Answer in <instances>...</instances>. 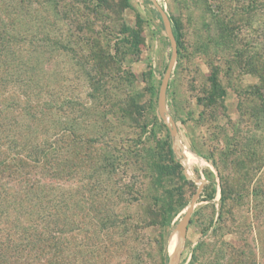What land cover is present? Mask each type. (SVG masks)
<instances>
[{
	"label": "rangeland",
	"instance_id": "obj_1",
	"mask_svg": "<svg viewBox=\"0 0 264 264\" xmlns=\"http://www.w3.org/2000/svg\"><path fill=\"white\" fill-rule=\"evenodd\" d=\"M155 1L0 0V264H264V0Z\"/></svg>",
	"mask_w": 264,
	"mask_h": 264
},
{
	"label": "trees",
	"instance_id": "obj_2",
	"mask_svg": "<svg viewBox=\"0 0 264 264\" xmlns=\"http://www.w3.org/2000/svg\"><path fill=\"white\" fill-rule=\"evenodd\" d=\"M125 3L128 5V0H125ZM175 38L180 44L181 42V32L178 29L177 23L173 24ZM215 88L220 89V84L218 81L217 75H213L211 79ZM221 93H224L222 90ZM174 140L175 137L171 134L170 129L168 128V135L167 138L163 141L162 145L160 146L161 151L159 152V161L157 162V169L161 177H173L181 172H183V165L180 161V158L176 156L175 149H174ZM185 177V175L182 174ZM213 198V196H212ZM188 204L187 201H182L179 208L177 209V214ZM177 222L172 225L170 230L167 233V237L163 246V264H169L170 262V246H169V237L172 230L175 228ZM51 249H53V244L50 242L49 245ZM43 251V250H42ZM170 252V254H169ZM41 260V259H40ZM44 260V259H42ZM32 264V263H29ZM38 264H59L54 261V259L38 261Z\"/></svg>",
	"mask_w": 264,
	"mask_h": 264
},
{
	"label": "water",
	"instance_id": "obj_3",
	"mask_svg": "<svg viewBox=\"0 0 264 264\" xmlns=\"http://www.w3.org/2000/svg\"><path fill=\"white\" fill-rule=\"evenodd\" d=\"M155 3L156 1L153 0ZM159 10L162 12L163 14V17L166 21V24H167V28H168V31H169V35L172 39V43H173V47H174V50L176 49V38H175V35H174V32H173V29H172V26H171V21L168 17V15L163 11V9L159 6ZM173 63H174V58L172 59L171 63H170V66L167 70V73L164 77V80H163V83H162V86H161V94H160V99H159V106H160V111H161V114L164 118H166L165 116V99H166V94H167V88H168V83H169V77L171 75V69H172V66H173ZM168 127L171 131V134L175 137L176 135V129L174 128V126L172 125V123H168ZM174 149H176V146L174 144ZM187 173V172H186ZM204 180L202 179L201 180V186L199 187V190L198 192L196 193L195 195V198L193 199V201L191 202L190 204V208H189V212L193 211L194 208H195V204H196V201L198 200L199 196H200V193L202 191V188H203V184H204ZM179 225V224H178ZM177 225V226H178ZM176 226V227H177ZM176 229V228H175ZM174 231V230H173ZM170 264V263H169Z\"/></svg>",
	"mask_w": 264,
	"mask_h": 264
},
{
	"label": "bare ground",
	"instance_id": "obj_4",
	"mask_svg": "<svg viewBox=\"0 0 264 264\" xmlns=\"http://www.w3.org/2000/svg\"><path fill=\"white\" fill-rule=\"evenodd\" d=\"M186 151H185V153H186ZM184 229H185V222L183 221L177 227V229L174 231V233L172 235V238H171V242L169 243L170 244V247H171V250H172V260H171V264H177L178 245H179V242H181L182 235L184 233Z\"/></svg>",
	"mask_w": 264,
	"mask_h": 264
}]
</instances>
